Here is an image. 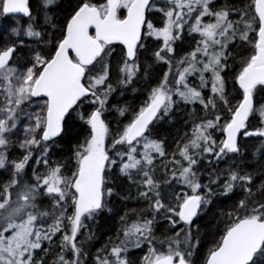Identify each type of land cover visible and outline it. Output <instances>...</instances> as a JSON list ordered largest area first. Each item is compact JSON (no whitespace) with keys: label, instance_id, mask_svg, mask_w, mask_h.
<instances>
[{"label":"snow or ice","instance_id":"obj_1","mask_svg":"<svg viewBox=\"0 0 264 264\" xmlns=\"http://www.w3.org/2000/svg\"><path fill=\"white\" fill-rule=\"evenodd\" d=\"M0 174V264H264V0H0Z\"/></svg>","mask_w":264,"mask_h":264},{"label":"trees","instance_id":"obj_2","mask_svg":"<svg viewBox=\"0 0 264 264\" xmlns=\"http://www.w3.org/2000/svg\"><path fill=\"white\" fill-rule=\"evenodd\" d=\"M64 7H68L69 0H61ZM225 0H218V3L223 4ZM232 3H235L239 5L240 0H231ZM33 4H35V0H33ZM62 12V10H61ZM61 12H56L53 15L59 17L61 16ZM190 39V38H189ZM189 48V43L186 41L182 48L179 50L181 54H183L185 49ZM130 98L123 97L119 94L115 96L114 103H118L119 106H125L128 108L129 112H131L132 109H135L140 99L145 95V87L139 86V91L137 94H133L129 92ZM189 118V112H186L184 109H180L179 111L173 112V122L172 123H166L163 126V129L161 132H159V135L161 137H167L168 144L171 147H175L174 140L179 136L182 135L183 132L186 129V125L184 124L185 119ZM108 119L111 121L113 126H115L117 120H122V117H119L118 114L113 110L109 116ZM256 121L254 120L253 123ZM75 131L73 130L72 135L65 137V141L56 148L55 154L52 157L53 161H62L67 158V155L69 154L70 148L75 143ZM17 155V150L13 151V156ZM4 180V175L0 174V181ZM230 201H225V203H229ZM117 207L121 209V214H123V211L125 210V206L122 204H118ZM137 207V205L133 204L131 201L128 202L127 208L131 209ZM230 207V206H229ZM200 223H202L203 227L201 228L202 234H204L207 230L204 228L205 224L211 225L214 223L211 216H207L204 220H202ZM101 224L103 225L102 228H97L96 226H93L95 228V238L86 245L87 248L92 253H95L98 248H100L102 245H104L110 237L114 238L116 235V229L119 226L118 217L113 218L105 222L104 220H101ZM159 235V232L157 233ZM145 249H134L132 250V256L133 259L141 256Z\"/></svg>","mask_w":264,"mask_h":264},{"label":"flooded vegetation","instance_id":"obj_3","mask_svg":"<svg viewBox=\"0 0 264 264\" xmlns=\"http://www.w3.org/2000/svg\"><path fill=\"white\" fill-rule=\"evenodd\" d=\"M138 91H139V86L137 87V90H136V91H133L131 88H129V89L126 90V91L124 92V94L121 95V96H123V97H127V98H130V95H128L129 92H131V93H133V94H137ZM143 98H144V96L140 99V102H139V104H138V106H137L136 108H138V107L142 104ZM123 107H125V106H123ZM181 109H184V108L181 107ZM164 124H166V123H163V124L160 126V132L162 131ZM185 130H186V129H185ZM221 167H223V164L221 165ZM231 203H232L231 201H230L229 203H227V204L225 203V207H226V208H230V207H231ZM229 206H230V207H229ZM202 227H203V225H202V223H201V228H202Z\"/></svg>","mask_w":264,"mask_h":264},{"label":"rangeland","instance_id":"obj_4","mask_svg":"<svg viewBox=\"0 0 264 264\" xmlns=\"http://www.w3.org/2000/svg\"><path fill=\"white\" fill-rule=\"evenodd\" d=\"M18 151V150H17Z\"/></svg>","mask_w":264,"mask_h":264}]
</instances>
